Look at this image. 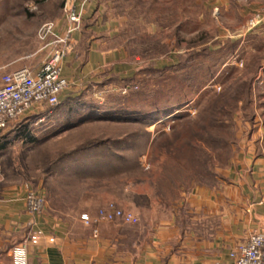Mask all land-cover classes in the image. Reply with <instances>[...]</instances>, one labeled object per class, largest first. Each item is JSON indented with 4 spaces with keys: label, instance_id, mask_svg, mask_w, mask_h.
<instances>
[{
    "label": "rangeland",
    "instance_id": "rangeland-1",
    "mask_svg": "<svg viewBox=\"0 0 264 264\" xmlns=\"http://www.w3.org/2000/svg\"><path fill=\"white\" fill-rule=\"evenodd\" d=\"M101 1L119 15L116 43L138 70L137 94L113 76L110 90L60 99L43 107L41 121H24L20 149L42 142L37 147L54 150L24 163L34 183L60 184L74 214L119 200L142 209L150 195L173 207L182 192L219 184L252 141L264 153V0ZM63 7L64 0H0V79L40 68L49 48L39 30L62 27ZM73 126L80 138H62Z\"/></svg>",
    "mask_w": 264,
    "mask_h": 264
},
{
    "label": "crops",
    "instance_id": "crops-1",
    "mask_svg": "<svg viewBox=\"0 0 264 264\" xmlns=\"http://www.w3.org/2000/svg\"><path fill=\"white\" fill-rule=\"evenodd\" d=\"M113 12L103 1L92 0L82 31L75 35L73 48L63 61V74L70 86L62 100L91 97L98 88L110 90L113 76L124 83L134 80L138 70L125 46L116 43L115 18L119 15ZM104 107H92L87 112L102 113ZM40 112L41 117L32 115L12 122L0 133V264H13L15 249L24 244L28 264H231L230 254L239 243L254 233H264V153L262 145L252 141L216 186L182 192L173 207H167L156 195H150L142 209L119 200V205L136 214L140 223L101 224L98 238L94 237L93 228L81 216H96L99 209L74 214L64 201L66 192L60 184L48 186L46 180L34 183V178L23 171L24 163L34 161L39 153H54L50 143L37 147L42 142L27 141L36 147L19 148L25 141L22 123L47 117L46 109ZM75 130L79 129L71 127L62 138L69 133L80 138ZM18 134H23L22 140L5 144ZM29 189L46 196L48 205L42 214L28 213L25 198ZM55 193L57 202L52 198ZM38 230L45 233L44 237L37 245L28 244L30 235Z\"/></svg>",
    "mask_w": 264,
    "mask_h": 264
},
{
    "label": "built area",
    "instance_id": "built-area-1",
    "mask_svg": "<svg viewBox=\"0 0 264 264\" xmlns=\"http://www.w3.org/2000/svg\"><path fill=\"white\" fill-rule=\"evenodd\" d=\"M92 0H64L63 26L57 22H47L39 30V39L48 55L40 68H21L3 75L0 86V133L9 124L29 118L41 117V109L57 106L61 96L70 84L63 74V61L73 48L75 35L82 31L84 19ZM264 17V8L263 16ZM28 213L39 215L47 209L44 194L29 189L25 198ZM81 220L93 228V236L98 238L99 226L119 222L127 226H137L139 217L115 202L102 206L96 216L84 214ZM42 230L30 235L28 244L37 245L44 237ZM54 239H51L53 242ZM231 264H264V234L254 233L239 243L230 254ZM13 264H28L27 244L15 249Z\"/></svg>",
    "mask_w": 264,
    "mask_h": 264
},
{
    "label": "trees",
    "instance_id": "trees-1",
    "mask_svg": "<svg viewBox=\"0 0 264 264\" xmlns=\"http://www.w3.org/2000/svg\"><path fill=\"white\" fill-rule=\"evenodd\" d=\"M125 83H127V84H129L126 88L129 90V92H131L132 93V91H133V87H135L136 85H132L133 84V81H131V82H125ZM131 83V84H130ZM133 94V96L134 95H136L137 93H132ZM134 98V97H133Z\"/></svg>",
    "mask_w": 264,
    "mask_h": 264
},
{
    "label": "water",
    "instance_id": "water-1",
    "mask_svg": "<svg viewBox=\"0 0 264 264\" xmlns=\"http://www.w3.org/2000/svg\"><path fill=\"white\" fill-rule=\"evenodd\" d=\"M264 234V233H263Z\"/></svg>",
    "mask_w": 264,
    "mask_h": 264
}]
</instances>
